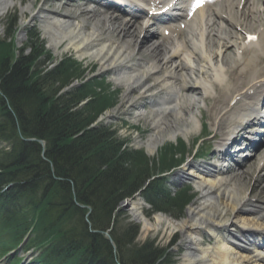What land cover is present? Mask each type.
Here are the masks:
<instances>
[{
	"label": "bare ground",
	"instance_id": "obj_1",
	"mask_svg": "<svg viewBox=\"0 0 264 264\" xmlns=\"http://www.w3.org/2000/svg\"><path fill=\"white\" fill-rule=\"evenodd\" d=\"M216 1L210 0L208 8L189 20L191 10L185 8L190 7L192 0H185L173 24L186 23L187 35L180 41L179 35L184 31L173 28L170 42L158 44L151 41L157 35L152 20L136 23L110 12L109 6H104L105 11L81 9L79 14L65 11V7L40 8L33 18L39 19L50 47L57 53L72 52L83 61L95 62L101 70L112 72L115 83L125 88L124 103L135 107L137 117L149 119L153 126L152 134L139 141L150 155L167 139L195 133L201 123L194 111L201 103L196 95L203 101L205 95L213 93L215 82L223 84L224 92L213 97L210 111L211 127L219 130L213 139L219 141V151H224L247 123L261 120L258 114L262 112V101L258 99L264 95V24L256 23L262 20L264 11L260 13L255 7L262 0L219 1L220 10ZM17 4L16 0H0V18ZM33 9V2L22 6L25 13ZM208 9L210 14L205 18ZM232 18L246 31L256 26L252 33L258 36L257 41L250 42L245 37L234 57L229 47L235 35L219 24L223 21L231 25ZM145 98L151 100L150 112L139 106ZM221 165L197 164V172L189 167V175H196L192 179L199 195L181 220L156 213L153 222L144 215L141 200L133 201L130 211L146 230L163 226L181 231L187 250L184 264H264V187L260 190L263 178H257L249 193V171L230 177L229 169ZM258 166L264 170V155ZM205 231L214 235L211 239H217L215 244L206 246L202 242ZM238 231L249 232L251 246L234 247L225 240L223 234L230 236Z\"/></svg>",
	"mask_w": 264,
	"mask_h": 264
},
{
	"label": "trees",
	"instance_id": "obj_2",
	"mask_svg": "<svg viewBox=\"0 0 264 264\" xmlns=\"http://www.w3.org/2000/svg\"><path fill=\"white\" fill-rule=\"evenodd\" d=\"M42 49V44L35 41L34 54L22 56L11 65L15 46L0 40V88L17 117L16 120L7 101L0 96V139L11 144L10 150L0 149V220L13 229L15 240L36 220L32 244L38 247L49 243L41 254V264H118L111 243L103 234L91 232L85 210L74 203L69 180L77 188L78 200L93 209L92 229L106 230L118 204L144 184L156 165L151 167L143 153L121 152L110 136L86 130L103 108L93 102L91 113L89 107L74 110L77 101L86 95L85 87L75 96L59 101L54 94L39 91L48 82L64 85L74 67L72 62L65 61L46 78L37 80L36 71L31 69ZM80 133L83 134L75 137ZM21 136L47 141L46 156L54 163V173L41 156V145L23 141ZM170 154H166L170 157L163 168L179 163ZM160 192L157 183L150 186V194L158 196ZM184 198H188L186 192L167 200L164 196L162 209H183ZM37 211H41L38 217ZM137 232V226L125 228L122 234L113 231L120 262L157 264L163 259L161 263L165 264L164 249L133 244Z\"/></svg>",
	"mask_w": 264,
	"mask_h": 264
},
{
	"label": "rangeland",
	"instance_id": "obj_3",
	"mask_svg": "<svg viewBox=\"0 0 264 264\" xmlns=\"http://www.w3.org/2000/svg\"><path fill=\"white\" fill-rule=\"evenodd\" d=\"M16 1H18V4L14 8H12L8 12V14H6L4 17L0 18V37H2V38L4 37L6 26H8V24L11 21L13 23L14 19H16V21H18V22H15L14 25H17V26L22 25L20 33L24 34V37H19L20 38V40H19L20 46L19 47H21L23 42L26 43L27 41L30 40V39L27 40V32L29 31L31 33V30L33 29L32 35H35L36 39H37V36L39 38L40 37L39 35H41V37L38 40L34 39V41H36V42L42 41V47H43L42 50L43 51L45 50V55L47 56V57L44 56V58H51V61H52L50 64L51 67H54L57 63H59L60 59L62 57H65L64 59H66L69 55H73V57H74V53H72V52L57 53L52 47H50L49 39L45 36L44 31L42 30V27H41L42 25H40L39 19H37L36 17L34 19L33 14L35 15L40 8L57 9L64 4H67V5H64L65 11L79 14V12H81V10L79 9L80 8L79 3H66L67 1H64V0L63 1H60V0H47V1H45V0H16ZM31 2H33V4H34V9L32 10V12L25 13L24 11H22V6H25ZM68 4H70V5H68ZM20 36H21V34H20ZM27 54L30 56V55L34 54V51L30 49V50H28ZM84 62L85 61H83V65L85 67L82 68L83 70L85 69L87 72L90 70L89 73L92 76H94V75H105L106 74L110 84H113L112 86L116 90L119 91V100H118L119 104L116 106V108L114 110L113 109L108 110L107 113H111V116L112 115L115 116V117L111 118V120L114 122H116V121L119 122L120 119L123 120L122 122H120L118 124L120 132H122V130H123V131H127L126 134H128L129 132H131L132 134L138 133L136 139L139 138V139H143V140H145L148 136H150V134H152V132L154 131L153 126L149 123V120L147 121L146 119H141V121H140V120L135 118L136 110H134L130 107H127V105L124 104L123 94L125 93V89H123L122 86H117L116 84H114V82L111 81V77L109 75L110 72L103 73L102 70L99 68V65L96 64L95 62L94 63L93 62H88V63L85 62L84 63ZM81 71L82 70L80 69V72ZM87 72H84V74ZM73 83L77 84L78 82L74 81ZM212 102H213V100H208V102L205 104L204 103H201V104L197 103V106L194 109V111H195V113H197L198 117L201 119V127L199 126L198 130L195 131V133H193L187 137L183 136L184 137L183 140L185 139L184 140L185 142L183 141V143L186 144V152H178L177 151L178 148H180V144H181L180 141H178L177 145H175V144L172 145V142H174V140L167 139L164 143L159 145L157 151L153 155H150L147 150H146V154H144L147 162L154 160L152 162L156 161V164L159 163L162 167L161 169H164L163 168L164 162H166V160L169 159L170 156L168 157V155L170 153L172 155H174L175 153L178 154V159H181V157L187 156L186 163L182 164L181 166H179L174 171L172 180L175 183H180L181 185H183L182 183H184L185 181H184V179L179 180L177 178L179 176V174L184 176V178L188 177V175L186 174L188 172V170H187L188 165L195 163V162H201L204 160V159L203 160L201 159L203 157L199 158L196 155L198 147H199L198 151H200V149H201V150H203V153H205L208 150V148H210L212 146H213V150L217 148V145L215 144V142L213 140H211L212 137L211 136L210 137L208 136L209 138L206 137V135L208 133H211V135H213V133L216 131L210 127L212 120H213V117L210 114V108H211ZM147 109H149V105H148ZM126 110L128 111V113H130V115H127L125 113ZM125 120H128V121L130 120V122H127ZM132 120H133V122H132ZM114 125L117 127V124L114 123ZM180 138L181 137H179V139ZM134 140H135V138L133 139V141ZM209 141L214 142V144H212V143L210 144ZM212 153H213V151H212ZM166 154H168V155H166ZM157 157H160V159L158 160ZM143 160H144V158H143ZM256 163H257V161H255V164L252 167H249L251 169V174L249 175V178L246 179V180H248L246 187L248 188L249 191H251L250 189H252L253 186L256 184V180H255L257 178L256 174H255ZM186 164H187V166H186ZM157 166H158V164H157ZM141 167L142 166H140L138 164V168L140 169ZM247 168L245 167V170ZM262 187H264V180H263L262 184L260 185V190L262 189ZM193 190H194L193 191L194 193L199 195L196 185H195V187H193ZM186 191L189 194V190H186ZM263 196H264V194H263ZM135 200H137V199H135ZM184 200H189V199L184 198L182 200V202ZM177 207H179V206H177ZM182 207H183V209L181 207H179L180 209L179 208L171 209L169 211V213H165V215H167L171 218H174V219L181 220L182 218H184L186 216L188 205L183 204ZM122 210H123L124 214L121 217V220H122L121 223L122 224H120V225H122L124 227V229H122V228L117 229L116 234H122L123 231L125 230V228L128 227L127 226L128 223H129V226H130V224L136 225L138 227V232L136 233V236L133 239V242H134L133 244L134 245L148 244V245H154V247H157V248L167 247L169 244H171L174 237L177 236V240H178L177 244L176 245L174 244V246H172L171 248H169L167 250V252L169 254H168V257H167L165 264H176V263L177 264H184L183 263V254L187 250L184 246V242L181 241V239H182L181 231H178V230L177 231H171L169 229H164L163 226L161 228H159L158 230H146V229H144L142 222H140L139 220H134V218H132V215H131V212L129 209L122 207ZM142 210H143V212L147 218H149L153 222L155 221V214L156 213L153 212V210L147 205V203H146V205L144 204V206L142 207ZM203 243L207 246L209 241L206 239L205 242H203ZM212 244H215V241H212Z\"/></svg>",
	"mask_w": 264,
	"mask_h": 264
}]
</instances>
